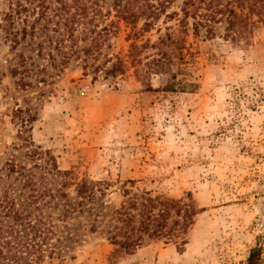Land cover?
<instances>
[{
  "label": "rangeland",
  "instance_id": "1",
  "mask_svg": "<svg viewBox=\"0 0 264 264\" xmlns=\"http://www.w3.org/2000/svg\"><path fill=\"white\" fill-rule=\"evenodd\" d=\"M39 1L0 0V189L15 182V174L5 176L11 158L35 172L38 183L47 175L59 186L61 177L47 172L48 154L24 156L40 146L71 173V197L88 180L94 198L65 221L57 220L62 205L52 211L59 234L79 239L63 263L46 257L37 264H247L259 243L264 257V0H195L186 18L185 0H169L148 29L144 17L135 27L120 19L118 0H84L81 16L75 0H41L44 17ZM19 3L25 10L7 30L5 12ZM230 8L249 19L236 38L227 35ZM75 13L74 38L65 32L62 53L56 29ZM203 17L211 19L210 35L193 29ZM132 42L143 48L142 62H132ZM162 52L174 56L178 78L195 86L167 91L169 74L145 72L146 58ZM118 58L125 71L106 75ZM149 196L174 206L166 233L144 234L137 248L111 260L110 236L122 232L123 239L126 230L116 210L137 202L129 210L138 224Z\"/></svg>",
  "mask_w": 264,
  "mask_h": 264
},
{
  "label": "trees",
  "instance_id": "2",
  "mask_svg": "<svg viewBox=\"0 0 264 264\" xmlns=\"http://www.w3.org/2000/svg\"><path fill=\"white\" fill-rule=\"evenodd\" d=\"M84 0H75L74 4L76 10H80L79 16L82 13L85 14L88 9L87 3ZM98 1V0H97ZM195 0H185L181 10L184 13L185 18L191 14L190 6L195 4ZM137 7L135 8L136 4ZM170 4L169 0H158V3H153L150 0H145L144 2L140 0H126L122 3V0L115 2V7L120 19H122L127 24L136 26L141 18H145L143 28L148 29L153 23L152 19L157 18V16L166 11L167 6ZM24 4H17L14 9L5 12L4 21L8 23V29L12 30L15 23V14H21L22 10H25ZM39 7L42 9L40 16L44 17L46 14L45 1H39ZM62 7L66 8L67 3L64 2ZM220 10V9H219ZM193 13V12H192ZM178 13L176 11L171 12V16H175ZM78 15L75 13L74 17L65 19V26L63 30H57L59 38L57 43H59L57 49L62 53V36L67 35L74 38V23L77 20ZM196 18V17H195ZM247 15L236 11L234 8L228 10L227 15V32L228 37L236 38L242 32V28L248 26ZM182 22V20H181ZM46 24V23H45ZM43 24L40 28L42 31L49 30V26ZM34 27V25H32ZM200 27L206 28V33L208 35L214 32V27L211 24V19L209 17H203L201 19H196L193 24V29L196 34L200 33ZM106 30V28H104ZM55 30V29H54ZM23 38L27 35V29L22 28ZM137 31L133 32L135 35ZM48 36V33H46ZM9 35H13L15 39H18L16 33L9 32ZM58 37V36H57ZM52 41L50 37L48 39ZM164 40L161 39L157 44H152V47L163 43ZM150 41L143 44V47L149 45ZM136 42L130 44L132 62L136 63L140 59V48ZM43 49V48H42ZM41 49V50H42ZM90 48L85 52H89ZM160 51V49H158ZM175 57L184 60L182 56V49L177 48L173 50ZM64 60L62 62H67L66 54L63 55ZM174 58V56H173ZM173 58L166 52L156 53L146 58L145 72L151 74L153 71L156 73H167L169 78L167 83L163 86L164 90L167 91H179L185 90L187 88L195 86L194 83L185 82V80H180L178 78L177 72L172 70V60ZM54 59V58H53ZM100 66L94 68L98 71ZM125 71V62L122 59H117L112 62L111 66L105 70L106 75L117 76L119 73ZM29 147V146H28ZM47 163H50V167L47 172L54 174L55 176H60L61 181L58 187H52V182H49L47 175L41 176L42 180L38 183L36 180L35 172L28 169L26 165L18 164L14 158H11L7 162L5 167L7 172L5 176L10 178L15 174L14 181L21 182L22 188L17 192L16 183H9L8 186L0 189V264H37L43 262L46 257L49 258H59L61 263L65 261V252L68 251L70 245L74 240L77 241L79 236L72 234L73 232H67V236L62 235L54 220L53 210L59 209L63 206V211L58 217V221H65L77 210L81 211L83 207L84 199L94 198V188L88 180H82L78 184L76 189V198L70 196L69 192L66 190L69 178H71V173L69 170H60L56 160L51 156V152L46 150H41L40 146H31L29 151L24 153V156H28L32 159L41 160L44 156H47ZM51 161V162H50ZM37 168H42L41 164H37ZM81 199V200H79ZM168 199L160 200L159 198H152L151 196L146 198V202L141 203L140 216L138 224H136V216L130 212L129 209H137V202L130 201L129 206L123 205L122 208L116 210V214L119 215L120 219L124 222L123 227H126L124 233V238L121 239L120 233L116 232L111 234L110 240L116 246L111 254V260L116 259L118 256L124 255L125 253L137 248L143 241V235L148 234L149 237L158 238L166 233L164 230L168 225V215L171 212L173 204ZM158 208L157 215L153 214L154 209ZM50 210V211H49ZM177 213H179L177 211ZM179 215V214H178ZM189 217V216H187ZM178 223L175 221L174 224ZM122 227V228H123ZM128 227V228H127ZM121 228V229H122ZM263 246L259 243L252 247L247 258V264H264L263 257Z\"/></svg>",
  "mask_w": 264,
  "mask_h": 264
}]
</instances>
